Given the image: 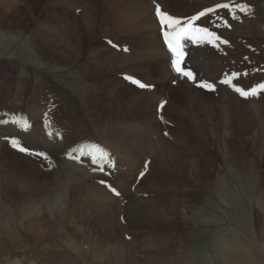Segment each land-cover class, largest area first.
I'll return each mask as SVG.
<instances>
[{
  "label": "rangeland",
  "instance_id": "1",
  "mask_svg": "<svg viewBox=\"0 0 264 264\" xmlns=\"http://www.w3.org/2000/svg\"><path fill=\"white\" fill-rule=\"evenodd\" d=\"M166 1L171 4L164 12L179 19L182 26H186L188 20L201 10H207L200 22H193V27L207 28L214 36L227 41V44H221L208 36H197L203 46L195 42L189 43V50L192 46H200L203 55L202 59L192 57L191 64L199 67L201 64H210L211 61L216 68V72L212 70L210 79L206 75L210 74L209 69L206 72L207 68H204V72H201L203 78L189 81L197 90L196 93L211 95L214 99L212 104L216 103L215 116L211 120L202 121L207 129L203 135L197 134V126L192 121V117L197 113L199 115V112L195 106L192 109L186 102L185 92L181 90V93L173 81L166 82L167 87L161 88L164 76L158 73L156 58H151L152 52L148 51L144 40L147 36L143 34L147 31L143 21L147 12L145 0H0V222L6 224L12 217L14 219L8 221L11 225H6L16 229V233L17 229H24L25 224L18 223L22 204L29 195L44 193L41 197L45 198L48 193L46 190L54 185L52 177L55 176V164L58 161V169H62L60 163L64 154L56 140L65 139L64 149L81 147L85 151V168L84 165H79L83 174L78 171L79 179H76L79 182L74 180L68 184L72 191L81 188L79 190L85 192L80 185L82 181L85 182V172L93 175L98 170L99 176L93 179L94 183L87 179L88 183L102 187H106L105 184L111 185L119 195L108 192L106 187L108 193L115 198H120L121 193L123 196L113 205L116 207L114 212L109 203V208L103 202L95 203V193L90 196L85 192L87 197L82 202L85 206L82 203L80 205L83 208L79 204L74 208L69 205L70 210L65 213L67 218L60 220L61 223L56 228H49L50 231L53 230L49 234L51 238L43 242L46 250L52 244L54 251L60 249L62 254L69 253L67 259L70 258L69 261L73 264H112L113 260V263L119 264V256L112 253L113 248L118 245L124 257L122 264H135L137 261L177 264L173 257L179 246L173 244L171 247L170 243L180 241L185 257L182 261L185 264H264V105L259 118L253 107L249 109L252 114L250 116L237 113V109L231 108L225 119L221 116L224 105L222 100L225 89L228 90L229 86L233 91L236 87L249 91L264 84V0ZM225 3L229 4L228 8L217 7ZM209 9L212 11L209 12ZM67 52H70L69 57ZM69 58L73 59L69 62ZM125 77L150 84L156 98L161 97L162 100H158L163 103L164 108L168 105L167 111L164 108L162 110L161 106L157 108V119L165 124L158 136L174 140L177 135L179 141L184 140L185 147L178 148V155L181 156L177 160L167 162L169 156H175V149L167 147L163 150L155 140L152 150L140 153L135 150L137 137L144 131L145 124L140 123L144 120L134 112V107L126 119L118 121L115 118L116 120L108 121L105 117V111L110 105L104 103L103 99L108 93L99 96L101 91L118 89L124 97H131L135 101L134 96L123 93L125 87L133 85L142 90ZM225 80L229 83L221 82ZM198 83H211L215 90L197 87ZM85 89L90 90L89 94L94 98V103L87 106L82 99ZM124 97H121V109L126 108L127 99ZM250 97L252 96L241 99H263L261 103L264 104L261 96ZM146 98L137 96L139 100ZM247 102L249 105L250 101ZM204 116L208 117L204 114L201 118ZM135 122H139L137 126ZM101 123L107 126L111 123L112 128L121 132V145L118 143L120 147L123 146L121 150H115L106 143L105 135L99 131ZM23 128L25 130L22 132ZM26 129L31 133H27ZM43 133L48 137L42 136ZM25 134L28 135L26 139L22 137ZM52 135L56 138L53 139L55 145ZM36 144L38 146L34 148ZM19 148H26L27 151L21 152ZM51 148L54 153L50 152ZM41 149L44 151H40ZM40 152L48 154V159L38 156L37 153ZM103 153H107L108 161L115 164L114 168L105 164L104 171H100L97 167L100 160L104 159ZM90 154L96 158V163H93ZM25 159H29L31 163L35 161L33 165L39 173ZM87 166L91 168L86 169ZM57 172L59 173L56 174H60L59 170ZM141 173L144 175L141 176ZM128 174L134 180L129 179ZM101 180L105 183H100ZM65 181L64 179L63 183ZM76 193L72 196L79 198ZM176 201L180 212L184 211L183 216L178 215L180 218L176 219L175 226L172 223L164 224L160 219H171L165 215ZM8 210L14 214L10 213V216ZM159 220L162 225L149 224L159 223ZM113 230L118 233L116 238L110 236ZM16 240L19 241L20 238ZM1 244L11 247L6 241L0 240ZM230 249L233 251L231 256ZM234 249L239 252L235 253ZM52 251L47 254H52ZM236 257L238 261L235 260Z\"/></svg>",
  "mask_w": 264,
  "mask_h": 264
},
{
  "label": "bare ground",
  "instance_id": "2",
  "mask_svg": "<svg viewBox=\"0 0 264 264\" xmlns=\"http://www.w3.org/2000/svg\"><path fill=\"white\" fill-rule=\"evenodd\" d=\"M65 1V0H64ZM69 0H67V2H68ZM74 1V0H73ZM131 1V0H130ZM140 1H143V0H140ZM61 2H62V0H61ZM133 2V1H132ZM135 3H136V1H134ZM139 2V1H138ZM59 3V2H58ZM128 3V2H127ZM64 4V3H63ZM77 4V3H76ZM80 4V3H79ZM83 4H85V3H83ZM123 4V3H122ZM122 4H120L121 6H122ZM129 4H131V3H129ZM139 4V3H138ZM145 4L147 5V7H146V10H145V12H146V14H145V17H144V19H143V21H144V26L146 27V32H144L143 34L144 35H147V36H145V42H146V46H147V48H148V51H150V52H152V53H150V56H151V58L152 57H155L156 58V65H157V69H158V73L159 74H162L164 77H163V79H162V81H163V87H161V88H164V87H167V86H165V84H166V82L168 83L169 81L171 82V81H173L175 84H177L176 86H177V88L179 89V91L181 92V93H183L182 91H184L185 92V100H186V102L191 106V108L192 109H194V108H197V110H198V112H199V115H198V113L197 114H195V116L194 117H192V121H193V124H195L196 126H197V134L199 135H203V132H206L207 131V129H205V127H204V125H203V123H202V121L203 120H211L214 116H215V114L217 113L216 111L217 110H215L216 109V107H215V104L213 105L212 104V102L214 101V99H212V97H211V95H202V94H198V93H200V92H198V93H196L197 92V90H195V88H193V86H192V84L186 79V78H182V77H180V76H178L176 73H175V71L173 70V68H172V65H171V59H172V57H171V54L166 50V48H165V46H164V44H163V37H162V35H161V28H160V26L158 25V22H157V19H156V11H155V9H156V7H157V5H159L161 8H162V10L163 11H166L165 9L171 4V2H168V1H166V0H145ZM61 5V4H60ZM124 6H125V4H124ZM131 6V5H130ZM132 6H133V4H132ZM252 6V5H251ZM56 7V6H55ZM66 7H67V5H66ZM69 7H70V5H69ZM78 7V6H77ZM82 7V6H81ZM80 7V8H81ZM113 7V6H112ZM127 7H129V6H127ZM134 7V6H133ZM133 7H131V8H133ZM138 7V6H137ZM136 7V8H137ZM58 8V7H57ZM62 8H63V6H62ZM89 8V7H88ZM64 9V8H63ZM122 9H123V7H122ZM129 9V8H128ZM56 10V9H55ZM90 10V9H89ZM63 11V10H62ZM187 11V10H186ZM86 12V11H85ZM116 12V11H115ZM129 12V11H128ZM111 13V12H110ZM138 13V12H137ZM63 14V13H62ZM89 14H91V13H89ZM61 16V15H60ZM88 17V16H87ZM137 18V17H136ZM86 20V19H85ZM90 20V19H89ZM141 20V19H140ZM188 20V19H187ZM92 22V21H91ZM130 22V21H129ZM198 22H200V21H198ZM88 23H90V22H88ZM126 24V23H125ZM199 24V23H198ZM90 25H92V24H90ZM133 25V24H132ZM135 25V24H134ZM184 25V24H183ZM187 26V25H186ZM123 27V26H122ZM124 28V27H123ZM122 28V29H123ZM137 28V27H136ZM250 28V27H249ZM92 29V28H91ZM138 29V28H137ZM89 30V29H88ZM93 30V29H92ZM129 30V29H128ZM144 30V29H143ZM131 32H133V31H130V33ZM133 33H135V32H133ZM91 34V33H90ZM130 35V34H129ZM59 36V35H58ZM57 36V37H58ZM200 40L198 39V37L194 40V41H184L183 42V44H184V50H185V52H186V57H185V61H186V64H185V69H188V70H190L192 73H193V76L195 77V79L197 78V80L198 79H200L199 77H202L201 76V72H204V68H207L205 71L207 72V70L209 69V71H210V74L208 73V74H206L208 77H207V79L209 78H211V73H212V70L213 71H215V67H213V65H212V63H211V61H210V64L209 63H205V64H201V66H196L195 64H191V61H192V57L193 58H195V59H197V57L199 58H203V55H202V49L200 48V46H197V47H193L192 46V49L191 50H189V43H191L192 44V42H195L196 44H201L202 46H203V44L202 43H200L199 42ZM59 43V42H58ZM195 46V45H194ZM55 47H57V46H55ZM59 47V46H58ZM61 49H62V47H61ZM145 50V49H144ZM57 51V50H56ZM66 51V50H65ZM64 51V52H65ZM147 51V50H146ZM205 51H207V50H205ZM63 52V53H64ZM106 52V51H105ZM129 52V51H128ZM204 52V51H203ZM57 53V52H56ZM68 53V52H67ZM70 53V52H69ZM69 53H68V57H69ZM111 53V52H110ZM109 53V54H110ZM59 54V53H58ZM66 54V53H65ZM64 54V55H65ZM72 54V53H71ZM74 54V53H73ZM108 54V55H109ZM192 55H194V56H192ZM62 56V55H61ZM103 56V55H102ZM123 56V55H122ZM122 56H120V58L121 59H123L122 58ZM147 56V55H146ZM149 56V55H148ZM147 56V57H148ZM65 57H67V56H65ZM73 57H74V55H73ZM127 57V56H126ZM209 57H211V56H209ZM75 58V57H74ZM213 58V57H212ZM71 59H73V58H71ZM70 58H69V62H70V60H71ZM97 59V58H96ZM118 59V58H117ZM141 59V58H140ZM207 59V58H206ZM65 60V59H64ZM115 60V59H114ZM148 60V59H147ZM150 60V59H149ZM152 60V59H151ZM153 60H155V59H153ZM93 61V60H92ZM63 62V61H62ZM68 62V63H69ZM98 62H100V61H98ZM194 62V61H193ZM205 62V61H204ZM122 63V62H121ZM125 63V62H124ZM123 63V64H124ZM200 63V62H199ZM214 63V62H213ZM128 64V63H127ZM188 64H191L189 67H187V65ZM121 67H124V65L122 66L121 64H119ZM132 65H134V64H132ZM140 65V64H139ZM199 65V64H198ZM205 66H207V67H205ZM133 67V66H132ZM139 67V66H138ZM142 67V66H141ZM146 67V66H145ZM136 68V67H135ZM141 69V68H140ZM208 71V72H209ZM114 72V71H113ZM216 72V71H215ZM158 74V75H159ZM142 75V74H141ZM214 75V74H213ZM84 76V75H83ZM113 76V75H112ZM158 77V76H157ZM118 78V77H117ZM134 78V77H133ZM203 78V77H202ZM196 80V81H197ZM222 80V79H221ZM218 83V82H217ZM258 82H256V84H257ZM119 84V83H118ZM145 84H146V82H145ZM152 84V83H151ZM172 84V83H171ZM122 85H124V84H122ZM126 85V84H125ZM148 85V84H147ZM150 85V84H149ZM154 85V84H153ZM255 85V84H254ZM162 86V85H161ZM224 87H226V86H224ZM224 87H222V88H224ZM228 87V86H227ZM126 89H124V91H123V93H128L129 95H131V96H134L136 99H135V101H132V99H131V97H124L123 96V94H122V92L121 91H119L118 89H111L109 92L108 91H101L100 92V94H99V96H101V94L102 93H108V95H107V97L106 96H104L103 97V99H104V103H108L109 105H110V107L109 108H107V110L105 111L106 112V115H105V117L107 118V120L109 119V120H111V119H118V121L120 120V119H126L125 117H127V115L128 116H130L129 114H130V111L133 109V107H134V112L136 113H138V115H139V117L140 118H143V120L144 121H140V123L142 124H145V125H143L144 127V131L137 137V139H138V143H136V145H135V150L136 151H138L139 153L140 152H143V151H146V150H149V149H153L154 148V146L152 145V143H153V140H155V141H157V143L160 145V147L163 149V150H165L167 147H171V148H173V149H175L174 151L173 150H171V151H173V152H175V156L174 157H172V156H169L168 157V160H166L167 162H171V160H177L178 159V156H181V155H178V153H180L179 152V147H181V148H183V147H185L184 145H185V142H184V140L183 141H179V139L177 138V135H175L174 133V140H173V138H171V137H164L163 135H160V136H158L159 135V131L160 132H162L163 130H164V128H165V124L164 123H161V122H159V120L157 119V112H158V109L157 108H159L163 103L161 102V101H159V100H162L161 99V97L159 98V97H157L156 98V95L154 94V92H153V88H148V89H145V90H139L137 87H135V86H131V85H128V86H126L125 87ZM217 89V88H216ZM219 89V88H218ZM86 91L84 92H82V99H83V101H84V104L87 106V105H91L92 103H94L93 102V99H92V96L93 95H90L89 94V91H87V89H85ZM106 90H108L107 88H106ZM182 90V91H181ZM178 91V92H179ZM225 91H226V93H224V99L222 100L223 101V103H224V105H223V111H222V115L221 116H224V119L226 118V114H227V116H228V111L230 110V108L231 109H237V113H244V114H247L248 116H250V115H252V114H250L251 112V110L249 111V109L251 108V107H253L254 108V110H255V114H256V117L257 118H259L260 117V111H262V109H263V103H261L262 101H263V99H260L259 101H256V100H247V101H250L249 103V105H247V101H245L244 99L242 100L241 98H243V97H241L235 90L233 91V90H230V86H229V88H228V90H226L225 89ZM244 91H248V89H244ZM250 91V90H249ZM257 91H258V93L260 92L259 91V88L257 89ZM201 93H202V91H201ZM219 93V92H218ZM208 94V93H207ZM146 96L147 98H146V100L144 99V100H139V99H137V96ZM165 96V95H164ZM221 96H223V95H221ZM261 96V98H264V93H261L260 92V94H258L257 96H252V97H250V98H259ZM121 97H124L125 99H127L126 100V108H123V109H121V107H120V101H121ZM100 98V97H99ZM98 98V99H99ZM164 98V97H163ZM97 99V100H98ZM159 99V100H158ZM220 99H221V97H220ZM262 100V101H261ZM213 105V106H212ZM135 106H137V107H135ZM193 106H195L194 108H193ZM89 107V106H88ZM91 107V106H90ZM163 108H164V105H163ZM163 108H162V110H163ZM93 109V108H92ZM167 109H168V105L166 104V106H165V108H164V110H166L167 111ZM91 111V110H90ZM101 112H102V110H100ZM221 113V112H220ZM95 114V113H94ZM134 114V113H133ZM204 114H207L208 115V117L207 116H204L203 118H201V116H203ZM99 115H100V113H99ZM137 115V114H136ZM97 116V115H96ZM99 119V118H98ZM104 119V118H103ZM115 119V120H116ZM105 120V119H104ZM108 120V121H109ZM36 121V120H35ZM34 121V122H35ZM112 121V120H111ZM145 121H147V122H145ZM191 121V122H192ZM113 122H115L114 120H113ZM38 123V122H37ZM120 123V122H119ZM136 123V125L135 126H137V123H139V122H135ZM5 124V123H4ZM8 124V123H7ZM141 124H139V125H141ZM12 125V124H11ZM65 125V124H64ZM142 125H141V127H142ZM195 125L193 126V127H195ZM38 126V125H37ZM99 126H102V128L99 130L100 132H102L104 135H105V140H106V143L109 145V146H111V147H113V148H115V150L116 149H118V151H119V149L121 150L122 148H123V146H119V144L121 143H119V139L122 137V135H120L121 134V132H119V130H116V128L114 127V128H112V126H111V123H109V125L107 126V124H103V123H101V124H99ZM110 126V127H109ZM118 126V125H117ZM131 126V125H130ZM134 126V127H135ZM133 127V128H134ZM247 127V126H246ZM98 128V127H97ZM130 128V127H129ZM132 128V127H131ZM136 128V127H135ZM25 129L23 128V130H22V132L24 131ZM27 130L28 129H26V132H27ZM31 130H32V128H31ZM35 130V129H34ZM33 130V131H34ZM135 130V129H134ZM139 131V130H138ZM174 131V130H173ZM12 132V131H11ZM14 132V131H13ZM29 132L31 133V131L29 130ZM29 132H27V133H29ZM35 132V131H34ZM19 133H21V132H19ZM36 133V132H35ZM120 133V134H119ZM1 134V133H0ZM33 134V133H32ZM162 134V133H161ZM3 135V134H2ZM11 135V134H10ZM20 136H21V134H19ZM23 135H24V133H23ZM45 135V137L47 136V134H44L43 133V135L42 136H44ZM155 135V137H153ZM28 135L27 134H25V136H22L23 138H25L26 139V137H27ZM32 136V135H31ZM40 137L41 139L43 138V137ZM53 137H51V139H52V142H53V144L55 145V143H54V141L56 140V138H55V136L54 135H52ZM59 136V135H58ZM103 136V135H102ZM37 137V136H36ZM48 137V136H47ZM60 137V136H59ZM32 138V137H31ZM130 138V137H129ZM136 138V137H135ZM153 138H155V139H153ZM53 139H55V140H53ZM133 139V138H132ZM131 139V140H132ZM170 139L172 140V141H170ZM129 140V139H128ZM26 141V140H25ZM134 141H136V140H134ZM28 142V141H27ZM30 142V141H29ZM56 142L58 143V144H60L61 145V147L60 146H58V145H56V147L58 146V147H60V148H63V150L62 151H64L63 153L64 154H62L63 156H61L62 157V160L61 159H59V160H61V163H60V166H61V170L60 169H58V166H57V163H58V161L56 162V164H55V166H56V170H54V177H52L53 178V180L54 181H52V183H54V185L52 186V188H50L49 190H46V191H48V193H47V195L46 196H44L45 198H43V197H41V195H43L44 193H39V194H34L33 196H28V197H26V199H25V203L24 204H22L23 205V207H22V211H21V217H20V221L18 222L20 225H22L23 223L25 224L24 226H23V228L24 229H21V228H19V229H17L18 230V233H19V235H18V233H16V232H14L16 229H13V228H11V227H8L6 224L8 223V225H11V223H9L8 221L10 220V219H14V218H12V217H10L9 219H8V221L6 222V224H2L1 222V225H0V227H3V229H0V240H2L3 242L4 241H6L7 243H8V245H10L11 247H7L6 245L7 244H1L0 245V264H73V263H71L69 260H70V258L69 259H67V254H69V253H67V252H65V253H63L62 254V251H60V249L59 250H56V251H54L55 249H52V244L50 245L49 244V242H48V244L50 245H48V248H47V250L44 248V245H43V242H46V241H48V239L49 238H51V235H50V237H49V234L50 233H52V230L53 229H51V231H50V227H52V226H55L54 228H56V226H58V224L59 223H61L60 222V220H63L64 218H67V217H65V213L68 211V210H70L69 209V205L71 206V207H73L74 208V206H76V207H78V204L80 205L85 199H86V197L87 196H85L84 195V193L86 192L88 195H90V196H92V194H94L95 195V197H94V199L93 200H96V202L95 203H100V202H103L107 207H108V203H109V205L111 206L112 205V207H113V209L114 208H116V207H114L113 205L114 204H116L117 203V200H119L122 196H123V194L121 193V197L120 198H115V196L113 197V195H111L110 193L112 192H110V190L108 191V192H110V193H108L106 190H105V188L106 187H102V186H99V185H96V186H91V182L90 183H88V180L87 179H90V181L92 180L93 181V179L94 178H97V176H99L98 174H99V171L97 170L96 171V173L94 172V174L93 175H91V174H89V173H86L84 170V172H85V176H86V178H85V182L84 181H82V183L80 184L84 189H85V192H81V190H79V189H81V188H77V189H74L73 191H72V189H70L69 188V186H68V184H69V182L70 181H74L75 180V182L77 181L76 179H79V177L77 176V174L79 173V172H81L82 173V170H81V166L82 165H84V168H85V164H86V160H84L85 159V156H84V154H85V151H84V149H82L81 147L80 148H76V147H70V148H65L64 149V146H65V144L64 143H66V140L65 139H63L62 141H61V139H60V141L59 140H56ZM119 143V144H118ZM4 144V143H3ZM32 144V143H31ZM132 144V143H131ZM6 145V144H5ZM64 145V146H63ZM107 145V146H108ZM121 145V144H120ZM123 145H125V144H123ZM32 146V145H31ZM36 146H38L37 144L35 145V147L34 148H36ZM178 146V147H177ZM6 147V146H5ZM4 147V149H6ZM40 147V146H39ZM52 147V146H51ZM57 147V148H58ZM66 147V146H65ZM1 148V147H0ZM44 148V147H43ZM53 148V147H52ZM52 148H51V150H50V152L52 151ZM60 148H58V149H60ZM84 148V147H83ZM87 148V147H86ZM95 148V147H94ZM40 149V148H39ZM46 149H48V148H46ZM57 149V150H58ZM90 149V148H89ZM108 149V148H107ZM55 150V148H53V151ZM60 150V151H61ZM169 150V149H168ZM40 151H44V150H40ZM46 151V150H45ZM52 151V152H53ZM62 151L60 152V153H62ZM150 151V150H149ZM181 151V150H180ZM69 152H72L73 153V156H74V158L73 159H69L68 158V156H67V154L69 153ZM86 152H87V149H86ZM44 153V152H43ZM54 153V152H53ZM52 153V154H53ZM55 153H56V150H55ZM58 153H59V151H58ZM59 153V154H60ZM88 153V152H87ZM89 153H90V151H89ZM92 153V152H91ZM130 153H131V150H130ZM135 153V152H134ZM134 153H132V154H134ZM170 153V152H169ZM168 153V154H169ZM57 154V153H56ZM143 154V153H142ZM146 154V153H145ZM148 154V153H147ZM150 154V153H149ZM49 155H51V154H49ZM92 155V154H91ZM136 155H138V154H136ZM152 155V154H151ZM165 155V154H164ZM163 155V156H164ZM30 156V155H29ZM52 156V155H51ZM50 156V157H51ZM57 156V155H56ZM134 156H135V154H134ZM139 156V155H138ZM149 156V155H148ZM14 157H16V154H14ZM58 157H59V155H58ZM75 157H78L79 158V160H80V163H77L76 162V159H75ZM90 157V156H89ZM140 157V156H139ZM151 157V156H150ZM29 158H31V156L29 157ZM32 158H33V156H32ZM53 158V157H52ZM56 158V157H55ZM87 158V157H86ZM102 158V157H101ZM122 158V157H121ZM135 158V157H134ZM140 158H142V157H140ZM143 158H145V157H143ZM142 158V159H143ZM152 158V157H151ZM82 159V160H81ZM88 159V158H87ZM164 159V158H163ZM21 160V159H20ZM132 160V159H131ZM138 160V159H137ZM25 161L29 164V166L31 167V168H33L37 173H39V170L33 165V163L35 162H33V163H31L30 162V160L29 159H25ZM25 161H23V163H26ZM88 161V160H87ZM111 161V160H110ZM142 161V160H141ZM18 162V161H17ZM60 162V161H59ZM99 162V161H98ZM114 162V161H113ZM138 162H139V160H138ZM90 163V162H89ZM151 163V162H150ZM156 163V162H155ZM143 164V163H142ZM79 165H80V167H79ZM153 165V164H152ZM23 166V165H22ZM89 166V165H88ZM87 166V168L86 169H90L91 167H88ZM134 166V165H133ZM142 166V165H141ZM25 167V166H24ZM80 169H79V168ZM93 167V166H92ZM155 167V166H154ZM28 168V167H27ZM26 168V169H27ZM22 169V168H21ZM83 169V168H82ZM98 169V168H97ZM122 169V168H121ZM120 169V170H121ZM130 169V168H129ZM19 170V169H18ZM24 170V169H23ZM60 171V174H56V173H59V172H57V171ZM81 170V171H80ZM116 170H118V169H116ZM124 170V169H123ZM79 171V172H78ZM88 171V170H87ZM90 171V170H89ZM137 171V170H136ZM118 173H120V171L118 170L117 171ZM131 172V171H130ZM25 173V172H24ZM91 173V172H90ZM122 173V172H121ZM41 174V173H40ZM83 174V173H82ZM81 174V175H82ZM87 174V175H86ZM117 174V173H116ZM124 174H126V173H124ZM133 174V173H132ZM136 174V173H135ZM57 175V176H56ZM80 175V174H79ZM80 175V176H81ZM88 175H90V176H88ZM118 175V174H117ZM122 175V174H121ZM127 175V174H126ZM19 176H20V174H19ZM77 176V177H76ZM104 176V175H103ZM119 176V175H118ZM62 179H61V178ZM117 177V176H116ZM124 177V176H123ZM127 177H129V174H128V176ZM136 177V176H135ZM134 177V178H135ZM23 178V177H22ZM61 180H60V179ZM108 178V177H107ZM126 178V177H125ZM132 177L130 176L129 177V179H131ZM36 179V178H35ZM50 179V178H49ZM66 180L65 181V183H63V180ZM82 180H83V178H81ZM128 179V180H129ZM133 179V178H132ZM30 180V179H29ZM51 180V179H50ZM59 180L61 181V183H59V185H58V182H59ZM126 180V179H125ZM134 180V179H133ZM13 181V180H12ZM118 181V180H117ZM37 182V181H36ZM77 182H79V181H77ZM122 182V181H121ZM129 182H131V181H129ZM10 183V182H9ZM93 183H94V181H93ZM123 183V182H122ZM125 183V182H124ZM13 184V183H12ZM17 184V183H16ZM33 184V183H32ZM126 185V184H125ZM129 186H130V184H129ZM20 187V186H19ZM38 187V186H37ZM122 187V186H121ZM76 188V187H75ZM126 188H128V187H126ZM5 189V188H4ZM22 189V188H21ZM34 189V188H33ZM125 189V188H124ZM124 189H122V190H124ZM129 189V188H128ZM9 190V189H8ZM20 190V189H19ZM168 190V189H167ZM10 191V190H9ZM21 191V190H20ZM19 191V192H20ZM127 191V190H126ZM170 191V190H169ZM168 191V192H169ZM27 192V191H26ZM34 192V191H33ZM77 192V193H76ZM128 192V191H127ZM156 192V191H155ZM154 192V193H155ZM167 192V193H168ZM173 192V191H172ZM46 193V192H45ZM78 194V197L79 198H76V197H74L75 195L74 194ZM102 193V194H101ZM125 193V192H124ZM166 193V195L168 196V194ZM176 193V192H175ZM174 193V194H175ZM13 194V193H12ZM20 194V193H19ZM86 194V195H87ZM103 194L105 195V196H103ZM132 194V193H131ZM165 194V193H164ZM177 194V193H176ZM175 194V195H176ZM72 195H74V196H72ZM93 195V196H94ZM150 195V194H149ZM156 195V194H155ZM178 195H179V193H178ZM177 195V196H178ZM17 196V195H16ZM25 196H27V195H25ZM24 196V197H25ZM77 196V195H76ZM117 196V195H116ZM119 197V196H118ZM171 197V196H170ZM170 197L168 198V199H170ZM179 197V196H178ZM10 198V197H9ZM17 198H18V196H17ZM125 198V197H124ZM127 198V197H126ZM7 199V198H6ZM89 199H90V197H89ZM122 199V198H121ZM132 199V198H131ZM158 199V198H157ZM12 200V199H11ZM87 200H88V198H87ZM87 200H86V202H87ZM153 200H155V199H153ZM171 200H172V198H171ZM170 200V201H171ZM3 201H6V200H3ZM131 201V200H130ZM129 201V202H130ZM156 201V200H155ZM173 201V200H172ZM175 201V200H174ZM85 202V203H86ZM122 202V201H121ZM2 203H4V202H2ZM88 203V202H87ZM134 203V202H133ZM153 203V202H152ZM171 203V202H170ZM10 204V203H9ZM15 204V203H14ZM90 204V203H89ZM93 204V203H92ZM101 204V203H100ZM99 204V205H100ZM119 204V203H118ZM136 204V203H135ZM155 204V203H154ZM82 205H84L83 203H82ZM88 205V204H87ZM104 205V206H105ZM81 206V205H80ZM85 206V205H84ZM118 206V205H117ZM120 206H121V204H120ZM119 206V207H120ZM15 207V206H14ZM21 207V206H20ZM75 207V208H76ZM82 207V206H81ZM92 207H94V205L92 206ZM127 207V206H126ZM168 207V206H167ZM171 208L168 210V212H166V217L167 216H169V217H171V219L169 220L168 218L164 221V218H161L160 220L162 221V222H164V224L166 223V224H169V223H172L174 226L175 225H177L176 224V219L177 218H180L178 215H180L181 217L183 216L182 215V213H184V211H182V213L180 212V210H179V206H178V203H177V201L176 202H173V204H172V206H170ZM10 208V207H9ZM18 208V207H17ZM83 208V207H82ZM85 208V207H84ZM96 208H97V206H96ZM105 208V207H104ZM103 208V209H104ZM109 208V207H108ZM124 208V207H123ZM129 208H131V207H129ZM149 208V207H148ZM147 208V209H148ZM150 208H152V207H150ZM5 209H7V208H5ZM11 209H12V207H11ZM95 209V208H94ZM134 209V208H133ZM132 208H131V210H133ZM13 210V209H12ZM11 210V211H12ZM78 210V209H77ZM82 210V209H81ZM107 210V209H106ZM134 210H136V209H134ZM5 211V210H4ZM9 211V210H8ZM17 211V210H16ZM93 211V210H92ZM96 211L97 210H95V213H96ZM99 211H101L100 209H99ZM98 211V212H99ZM123 211H124V209H123ZM127 211V210H126ZM13 212H14V210H13ZM74 212V211H73ZM75 212H76V210H75ZM80 212V211H79ZM83 212H85V209L83 210ZM82 212V213H83ZM102 212V211H101ZM114 212H115V209H114ZM122 212V209H121V211H120V213ZM2 213V212H1ZM8 213V212H7ZM11 212L9 211V214H10ZM14 213H16V212H14ZM14 213H11V214H14ZM72 213V212H71ZM103 214H104V212H102ZM109 213H111L110 211H109ZM109 213H108V215H109ZM131 213H133V212H131ZM11 214H10V216H11ZM19 214V213H18ZM64 214V215H63ZM67 214V213H66ZM79 214V213H78ZM102 214V215H103ZM106 214V213H105ZM112 214V213H111ZM127 214V213H126ZM138 214V213H137ZM136 214V215H137ZM143 214V213H142ZM1 215V214H0ZM6 215H8V214H6ZM130 215V214H129ZM156 215V214H155ZM9 216V215H8ZM13 216V215H12ZM15 216V215H14ZM18 216H17V218H18ZM83 216V215H82ZM106 217H107V214L105 215ZM111 216V215H110ZM112 216H113V214H112ZM135 216V215H134ZM133 216V217H134ZM60 217H62L61 219H59ZM98 217V216H97ZM132 217V218H133ZM6 218V217H5ZM4 218V219H5ZM16 218V217H15ZM101 219V218H100ZM129 219V218H128ZM69 220V219H68ZM160 220H159V223H149V224H158V225H162V223L160 222ZM106 221V220H105ZM3 222V221H2ZM66 222V221H65ZM107 222H110L109 220L107 221ZM16 223V222H15ZM17 223V224H18ZM102 223H103V221H102ZM13 224V223H12ZM16 224V225H17ZM67 224V223H66ZM71 224V223H70ZM69 224V225H70ZM109 224V223H108ZM171 224V225H172ZM60 225V224H59ZM65 225V224H64ZM89 225V224H88ZM4 226L6 227V229H4ZM19 227V226H18ZM62 227V226H61ZM66 227V226H65ZM71 227H72V225H71ZM109 227V226H108ZM113 227H115V226H113ZM261 227V226H260ZM47 228V229H46ZM60 227H58V229H59ZM75 228H76V226H75ZM117 228V227H116ZM77 229V228H76ZM81 229V228H80ZM93 229V228H92ZM106 229V228H105ZM121 229V228H120ZM73 230H75V229H73ZM115 230V229H114ZM112 231V232H110V236H112L113 238H114V236H115V238H116V236H118V233H115V231ZM61 231V230H60ZM246 232V231H245ZM105 233V232H104ZM109 233V232H108ZM16 234L18 235L17 237H16ZM62 234V233H61ZM120 235V234H119ZM20 238V240L19 241H17L16 240V238L17 239H19ZM167 239V238H166ZM170 239V238H169ZM121 240V239H120ZM21 241V242H20ZM71 241V240H70ZM171 241H172V239H171ZM170 241V242H171ZM256 241V240H255ZM262 241H263V239H262ZM69 242V241H68ZM72 242V241H71ZM261 242V241H260ZM112 243V242H111ZM116 244V243H115ZM171 247L173 246V244H176V245H178L179 246V249H178V251H177V254H176V256H174L173 258L176 260V263L177 264H180L181 262V264H185V261L183 262L182 260H184L185 259V257H184V254H183V248H182V245H181V242L179 241V242H177V241H172L171 243ZM255 244V243H254ZM264 243L262 242V245H263ZM20 245V246H19ZM66 245V244H65ZM72 245V244H71ZM261 245V244H260ZM261 245V246H262ZM46 246V245H45ZM55 246V245H54ZM165 246H166V244H165ZM239 246V245H238ZM258 246V245H257ZM84 247V246H83ZM121 247V246H120ZM169 247V246H168ZM256 247V246H255ZM80 249V248H79ZM114 249V251L112 252V253H116L118 256H119V259H120V263L119 264H122V262H124V257H123V254H122V252H121V250H119L118 249V245H116L115 246V248H113ZM112 249V250H113ZM229 249V248H228ZM227 249V250H228ZM51 250H53L52 251V254H47V252L48 251H51ZM75 250V249H74ZM174 250H175V248H174ZM236 249H234V251H235ZM237 250H239V249H237ZM76 251V250H75ZM79 251V250H78ZM78 251H77V253H78ZM176 251V250H175ZM260 251V250H259ZM229 252V251H228ZM233 251H232V249H230V256H231V253H232ZM239 252V251H238ZM238 252H236L235 251V253H238ZM243 252V251H242ZM242 252H240L241 254H242ZM258 252V251H257ZM50 253V252H49ZM76 253V252H75ZM239 253V254H240ZM71 254V253H70ZM163 254H165V253H163ZM251 254V253H250ZM72 255V254H71ZM116 255V256H117ZM152 255V254H151ZM169 255V254H168ZM235 255V254H234ZM243 255V254H242ZM73 256H74V254H73ZM186 256V255H185ZM224 256H225V254H224ZM243 256H245V258H246V255H243ZM80 257V256H79ZM165 257V256H164ZM259 257V256H258ZM167 258V257H166ZM238 257H236V259L235 258H232L233 260L235 259V260H237L238 261V259H237ZM253 258V257H252ZM84 259V258H83ZM162 259V258H161ZM165 259V258H164ZM241 259H244V258H241ZM174 260V261H175ZM234 260V261H235ZM239 260H240V256H239ZM69 261V262H68ZM79 261V260H78ZM114 261V260H113ZM113 261H112V264H116V263H113ZM117 261V260H116ZM233 261V262H234ZM245 261V260H244ZM254 261V260H253ZM87 262V261H86ZM108 262V261H107ZM146 262H147V260H146ZM248 261H246V263H247ZM250 262V261H249ZM168 263V262H167ZM254 262H252L251 264H253ZM259 263V262H258ZM82 264H85V263H82ZM130 264V263H129ZM135 264H154L153 262L152 263H145V262H136ZM169 264V263H168ZM186 264H188V263H186ZM243 264H245V262L243 263ZM249 264V263H248Z\"/></svg>",
  "mask_w": 264,
  "mask_h": 264
},
{
  "label": "snow or ice",
  "instance_id": "3",
  "mask_svg": "<svg viewBox=\"0 0 264 264\" xmlns=\"http://www.w3.org/2000/svg\"><path fill=\"white\" fill-rule=\"evenodd\" d=\"M218 8H228L229 4H221L217 5ZM156 16L158 20L160 21V27H161V35L163 37V43L166 45L168 52L171 54V65L173 70L176 72V74L182 78H186L188 81H195V77L193 76V73L190 70H185V57L186 52L184 50V41H194L198 35L203 34L211 38V40H217L221 44H227L226 40L221 39L219 36H214L212 32H210L207 28H194L193 22L199 21L201 17H204L206 15L205 12H200L199 15L192 16L188 22L187 26H182L181 21L179 19H176L172 17L171 15L165 13L162 8L157 5L156 9ZM209 12L212 11V9L208 10ZM227 26V25H226ZM211 40L209 42H211ZM127 51V49H125ZM126 79H131L130 77H125ZM131 82L135 85H137L141 89L145 88H151V85H147L145 83H142L138 80L131 79ZM222 83H229V81H221ZM197 87L204 88L209 91H214L215 88L211 83H198L196 85ZM259 91L261 93H264V84H260L258 86ZM234 90L243 98H248L249 96H257L258 91L257 88H252L250 91H244L239 87L234 88ZM161 108H163V104L161 105ZM167 134V133H166ZM21 152H26V148H19L18 149ZM38 156L41 158L47 160L48 154L40 152L37 153ZM69 159H73V153L69 152L67 154ZM104 159L100 160V163L97 165V167L100 169V171H104V165L107 164L108 167H115L114 163H110L107 158V153H103ZM90 157L93 160V163H96V158L92 157L90 154ZM76 162L80 163V160L78 157H75ZM147 167V163L145 165ZM144 173H141V176H143ZM100 183H105L103 180L100 181ZM106 187L109 188L110 191L113 192L114 195H119V192L116 191L115 188H113L111 185L106 184Z\"/></svg>",
  "mask_w": 264,
  "mask_h": 264
}]
</instances>
